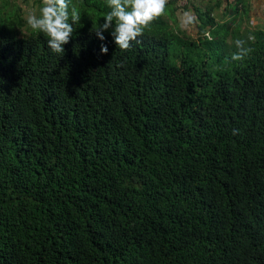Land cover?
Masks as SVG:
<instances>
[{
    "label": "trees",
    "instance_id": "trees-1",
    "mask_svg": "<svg viewBox=\"0 0 264 264\" xmlns=\"http://www.w3.org/2000/svg\"><path fill=\"white\" fill-rule=\"evenodd\" d=\"M188 1L121 49L72 0L61 53L0 4V264H264V29Z\"/></svg>",
    "mask_w": 264,
    "mask_h": 264
},
{
    "label": "clouds",
    "instance_id": "clouds-1",
    "mask_svg": "<svg viewBox=\"0 0 264 264\" xmlns=\"http://www.w3.org/2000/svg\"><path fill=\"white\" fill-rule=\"evenodd\" d=\"M165 3L166 0H106L109 11L94 29L95 35L103 41L107 31L118 47L127 49L149 22L164 10ZM79 19L72 0H41L38 13L29 11L25 23L47 37V46L52 52L61 53L65 51L64 45L72 37ZM243 43L239 39L235 41L240 51L233 59H240L248 51L241 47ZM107 51V46L102 45L101 52Z\"/></svg>",
    "mask_w": 264,
    "mask_h": 264
},
{
    "label": "rangeland",
    "instance_id": "rangeland-1",
    "mask_svg": "<svg viewBox=\"0 0 264 264\" xmlns=\"http://www.w3.org/2000/svg\"><path fill=\"white\" fill-rule=\"evenodd\" d=\"M4 1L6 0H0V4H2ZM9 2L13 5L19 6L20 9V14L22 15V18L25 19L26 15L28 14L29 11H36L38 13L39 11V7L41 4V0H9ZM181 4H185L183 2H181ZM208 8V3H206L204 6H202V8H200L201 13H198L200 18L205 19L206 15H204L203 12H205ZM185 15H178V26L177 29H181L183 30L188 36L191 37H195L197 38V34H198V26H199V20L198 19H189L186 18ZM244 17V20L247 22L250 21H254V25L258 28V29H264V17L263 18H258L256 16L252 17L249 13L247 14V16H241ZM24 25H26V23H24ZM175 25V24H173ZM26 31H28V29H31L29 26H25L24 28Z\"/></svg>",
    "mask_w": 264,
    "mask_h": 264
},
{
    "label": "crops",
    "instance_id": "crops-1",
    "mask_svg": "<svg viewBox=\"0 0 264 264\" xmlns=\"http://www.w3.org/2000/svg\"><path fill=\"white\" fill-rule=\"evenodd\" d=\"M166 1H169V0H166ZM192 1V3H190V7L188 10H185V11H179L178 12V15L182 14V15H185L186 18H189V19H198L199 20V16H198V13L196 11V9H200L202 8V6H204L208 1H216V0H190ZM225 1V5L227 6L228 3H234L235 0H224ZM250 1V4H251V9H250V15L252 17L256 16H260L258 18H263L264 17V0H249ZM181 2L187 4L189 1L188 0H180L179 4H181ZM185 4H182V5H185ZM225 11H226V8H225ZM184 16V17H185ZM200 24V22H198ZM250 23H254V21H251Z\"/></svg>",
    "mask_w": 264,
    "mask_h": 264
}]
</instances>
